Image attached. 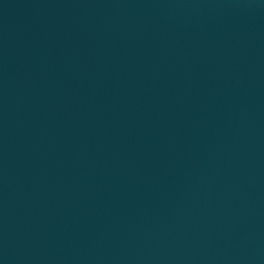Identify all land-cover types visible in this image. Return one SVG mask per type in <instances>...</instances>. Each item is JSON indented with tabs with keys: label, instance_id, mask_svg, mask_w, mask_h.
I'll return each mask as SVG.
<instances>
[{
	"label": "water",
	"instance_id": "water-1",
	"mask_svg": "<svg viewBox=\"0 0 264 264\" xmlns=\"http://www.w3.org/2000/svg\"><path fill=\"white\" fill-rule=\"evenodd\" d=\"M0 264H264V0H0Z\"/></svg>",
	"mask_w": 264,
	"mask_h": 264
}]
</instances>
